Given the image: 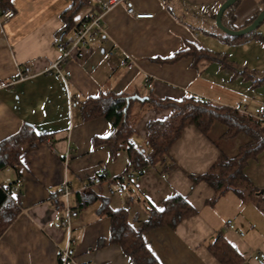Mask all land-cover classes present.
<instances>
[{"label":"crops","instance_id":"crops-1","mask_svg":"<svg viewBox=\"0 0 264 264\" xmlns=\"http://www.w3.org/2000/svg\"><path fill=\"white\" fill-rule=\"evenodd\" d=\"M131 1L136 12L154 16L137 18L124 4L104 16L105 33L89 47L77 50L65 64L72 72L70 90L76 98L81 101L103 91L147 98L152 92L173 100L194 94L219 104L242 106L232 90L235 80L244 79L241 74L234 75L218 62L200 61L194 67L192 57L173 64L156 61L185 49L188 43L210 49L189 20L198 17L210 27L216 25L217 12L226 0H175L174 7L168 0ZM70 3L12 0L15 16L0 23V141L25 122L51 134L44 142L24 148L19 171L13 167L0 171V183L18 181L22 192L19 215L0 235V264H133L119 244L110 243L111 219L98 211L103 200L114 210L127 209L129 223L139 228L149 218L150 204L162 208L163 201L175 194L186 197L197 213L176 228L162 225L143 232L160 264H224L209 248L219 232L240 255V264H258L252 256L264 253V152L244 169L256 189L252 196L241 197L230 190L216 197L206 181L191 178L206 173L221 152L234 156L246 142L245 136L242 140L223 139L222 124L216 123L210 135L187 126L169 151L170 161L178 166L174 171L165 173L160 165H149L134 183L124 187L123 194L117 192L122 185L114 178L126 170L129 152L121 150L113 157L106 145L94 142L96 137H108L112 124L105 117L83 121L80 105L71 107L61 80L43 73L61 55L57 40L66 36L58 35L64 25L61 13ZM92 9V5L84 7L75 22L95 14ZM262 9V0H239L234 8L236 28H243ZM261 25L262 33L258 31ZM261 25L246 34L248 40H259L256 34L264 39V21ZM212 34L228 42L220 33ZM130 57L136 60L132 69L124 65ZM22 64H29L36 75L17 82ZM243 65L240 70L247 69ZM168 113L136 102L134 144L149 151L147 123ZM102 167L106 179L91 183L90 178ZM64 182L71 187L70 200L78 211L70 232L55 225L65 215L56 203ZM93 196V201L81 205ZM68 245L71 258L65 260L62 251Z\"/></svg>","mask_w":264,"mask_h":264},{"label":"trees","instance_id":"trees-1","mask_svg":"<svg viewBox=\"0 0 264 264\" xmlns=\"http://www.w3.org/2000/svg\"><path fill=\"white\" fill-rule=\"evenodd\" d=\"M238 1L228 7L222 17L223 24L230 29H237L234 8ZM262 4L264 9V0ZM88 5H92V11L95 14L101 12L99 0H71L70 5L61 13L64 25L62 32L58 35L71 34L81 23V21L75 22L76 15ZM7 8H12V0H0V9L3 11ZM261 11H257L244 27L250 25ZM246 36L227 34L224 38L228 42H235ZM255 36L264 41L260 34ZM184 57H192L194 67L200 61L218 62L222 67L232 71L234 75L241 74L244 79L256 76V73H251L246 68L240 70L239 65L231 60L228 54L217 53L203 46L197 47L193 43H188L185 49L175 52L170 57L158 58L156 61L173 64ZM257 81H264V77ZM136 102L169 111L165 118L150 120L147 123L146 144L149 151L144 147L133 145L132 137L135 134L133 106ZM80 107L83 121L105 117L113 126L112 133L105 138L96 137L95 144L106 145L113 157H116L121 150H128L130 162L124 173L114 178L123 187L126 185L129 187L134 183L149 165H160L165 173L174 171L178 166L170 161L169 151L187 126L193 125L202 133L210 135L214 125L219 123L225 127L221 136L223 139L230 140L244 135L246 142L239 146L234 156L221 152L206 173L191 176V178L194 182L206 181L214 188L216 197L230 190L237 192L241 197L247 194L252 196L255 193L256 189L245 175L244 169L250 160L264 152V120L251 113L242 112L238 108L219 104L194 94L186 95L181 100H173L157 97L152 92L145 101H140L138 98H133L130 93L103 91L97 96L82 99ZM48 135L51 134L40 132L33 125L25 122L17 132L2 139L0 141V171L7 167H13L19 171L18 166L22 163L24 148L44 142ZM147 154L150 160H147ZM106 176L98 174L97 183L105 180ZM17 183L18 181L10 184L0 183V235L14 222L21 211V190L12 194L6 189L7 185ZM57 195L60 197V192ZM94 199L95 196L81 205H86ZM56 203L59 209H64L62 199H57ZM148 210L149 218L139 228L129 223L127 209L114 210L105 199L98 210L102 214H107L111 219L110 243L119 244L130 256L133 264H160L143 239L144 231L162 225L176 228L184 219L197 213L187 198L181 194L165 199L162 208L150 204ZM209 248L224 264H240L242 260L235 248L224 238L223 232H219Z\"/></svg>","mask_w":264,"mask_h":264},{"label":"built area","instance_id":"built-area-1","mask_svg":"<svg viewBox=\"0 0 264 264\" xmlns=\"http://www.w3.org/2000/svg\"><path fill=\"white\" fill-rule=\"evenodd\" d=\"M121 4H124L128 12L134 14L137 18H150L154 16L153 13L136 12L134 9V4L131 0H102L101 12H99L98 14L87 16L81 21V23L71 34L57 40V48L62 54L46 70H44L43 73L54 75L61 80L64 88L68 92V98L71 107L81 105V101L76 98L70 90V79L72 76V72L70 69L65 67V64H67L69 59L77 50H79L80 48L89 47L95 42L97 38L105 33L103 27L104 16L109 11ZM14 16L15 10L13 8H7L3 11L0 9V23ZM111 54H113V50L111 51ZM135 64L136 60L132 57L128 58L124 62V65H126L128 69L134 68ZM35 75L36 74L32 71V68L29 64H22L19 66L15 81H25L33 78ZM235 108L240 109L242 112L251 113L257 118L264 120V104L259 105L254 110H249L246 106H236ZM50 144L52 143L50 142ZM133 145L135 147H138L136 146V144H134V142ZM146 158L147 160H150V156L148 154L146 155ZM97 173L101 175H107L106 168H100ZM97 173L90 178L91 183H97ZM138 178L139 177H137V179ZM6 189L12 194H16L20 191V187L17 184L7 185ZM117 192L119 194H123L125 192L124 187H119ZM70 195L71 187L68 182H64L60 187V198L64 202L63 210L65 212V215L60 221L56 222L55 225L57 227L65 228L69 232L74 219L78 216V211L71 203ZM228 224L229 227L234 228L231 220H228ZM62 258L65 260L71 258L69 245L65 250L62 251ZM252 260L257 262L258 264H264V253L258 252L254 254L252 256Z\"/></svg>","mask_w":264,"mask_h":264},{"label":"rangeland","instance_id":"rangeland-1","mask_svg":"<svg viewBox=\"0 0 264 264\" xmlns=\"http://www.w3.org/2000/svg\"><path fill=\"white\" fill-rule=\"evenodd\" d=\"M168 3L171 7H174V3L176 2L175 0H168ZM189 17L190 16H187L186 19L189 20ZM189 22L195 27L200 39L208 43V47L212 51L226 53L230 55L240 67L242 63H244L243 67L246 66L249 72L256 73L254 78L247 77L245 80L240 79L234 81L237 89L234 88L232 90L236 92L235 94H238L237 98L239 103H241L242 106L249 107V110H253L254 106L258 103H264V81H257L264 77V42L257 39L248 40L249 36H246L245 40L248 41L245 43L231 44L224 42L222 39L212 34L220 33L221 36H227V33L218 28L217 25L210 27L205 19H200L198 17H193ZM262 29L263 27L261 25L258 31L262 33ZM60 54L62 53L60 52ZM242 137H244V135L238 138L242 140Z\"/></svg>","mask_w":264,"mask_h":264},{"label":"water","instance_id":"water-1","mask_svg":"<svg viewBox=\"0 0 264 264\" xmlns=\"http://www.w3.org/2000/svg\"><path fill=\"white\" fill-rule=\"evenodd\" d=\"M236 1H238V0H226L225 2H223L221 4V6L219 7L215 21H216L217 27L220 28L225 33H227L228 35L243 36V35L249 34L252 31L256 30L262 24V22L264 21V9H262V11L259 13L258 17L250 25L245 26V27L240 28V29H230L223 24L222 17H223L225 10L228 7H230L232 4H234ZM132 97L138 98L139 100H142V101L147 99V97H142L139 95H134Z\"/></svg>","mask_w":264,"mask_h":264}]
</instances>
